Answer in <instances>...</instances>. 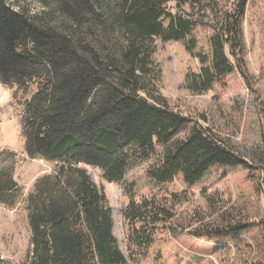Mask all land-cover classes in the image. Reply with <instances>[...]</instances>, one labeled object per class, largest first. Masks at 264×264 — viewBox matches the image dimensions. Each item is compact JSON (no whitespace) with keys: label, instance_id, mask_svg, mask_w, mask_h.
I'll return each instance as SVG.
<instances>
[{"label":"trees","instance_id":"trees-1","mask_svg":"<svg viewBox=\"0 0 264 264\" xmlns=\"http://www.w3.org/2000/svg\"><path fill=\"white\" fill-rule=\"evenodd\" d=\"M246 1L234 0L212 24L205 53L195 52L193 32L199 14L216 17V0H0V84L12 90L21 112L27 155L53 164L26 197L30 250L24 264H127L113 234L112 210L86 166L98 168L108 183H122L160 146L147 175L163 186L180 173L192 186L213 165H244L230 144L200 126L177 139L190 121L159 92L161 69L153 55L156 41L185 42L200 65L183 83L193 95L234 70L245 78ZM28 2L41 11L31 13ZM131 187H124L129 201L122 214L128 256L136 262L146 258L159 231L171 233L173 206L186 199L167 193L164 201L151 196L137 202ZM20 191L11 169L0 168V205L12 207ZM206 202L205 215L215 222L202 225L193 214L200 227L187 231L192 236L251 227ZM0 264L8 263L0 258Z\"/></svg>","mask_w":264,"mask_h":264},{"label":"rangeland","instance_id":"rangeland-1","mask_svg":"<svg viewBox=\"0 0 264 264\" xmlns=\"http://www.w3.org/2000/svg\"><path fill=\"white\" fill-rule=\"evenodd\" d=\"M216 2V17L209 11L204 12L208 20L203 19V14L197 16L200 25L193 32L195 52H209L212 24L233 9L234 0ZM169 6L173 8L174 4ZM28 7L33 14L41 11L36 3L28 2ZM183 10L190 12L188 6ZM244 12L245 78L234 70L216 79L206 93L193 95L184 89L183 83L185 75L197 73L200 65L186 49L185 42L156 41L153 55L161 69L159 92L171 110L190 121L188 129L177 139L185 138L191 125L200 126L230 144L244 165H213L192 186L184 184L180 173L163 186L155 184L147 175L149 167L159 161L163 151L160 146L156 147L154 157L129 170L122 183H108L98 168L84 167L112 210L113 234L127 264H264V0H247ZM0 158V168L11 169L21 190L20 198L12 207L0 205V258L8 264H24L30 250L26 197L38 178L53 171V164L27 155L21 135V112L12 98V90L2 84ZM129 185L137 202L151 196L164 201L167 193L186 199L173 206L174 224L178 227L173 224L171 233L159 231L146 258L136 262L128 256L122 214L129 201L124 187ZM206 201H212L214 210L223 211L228 219L243 217V223L251 227L242 232L192 236L188 232L200 227L194 224L195 218L203 220L202 225L215 222L205 215L209 206ZM187 217L190 221L186 223Z\"/></svg>","mask_w":264,"mask_h":264}]
</instances>
